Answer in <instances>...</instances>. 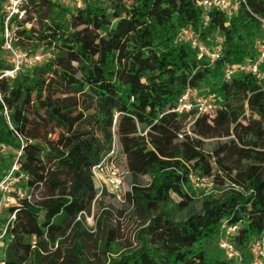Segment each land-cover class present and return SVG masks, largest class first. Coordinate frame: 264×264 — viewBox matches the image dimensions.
Returning <instances> with one entry per match:
<instances>
[{"label":"trees","instance_id":"obj_1","mask_svg":"<svg viewBox=\"0 0 264 264\" xmlns=\"http://www.w3.org/2000/svg\"><path fill=\"white\" fill-rule=\"evenodd\" d=\"M5 8L0 0V183L12 172L26 194L15 188L8 209L1 205L0 260L93 264L112 252L121 235L114 212L105 209L92 227L87 216L104 192L93 167L116 142L144 224L137 245L105 264L225 263L209 249L225 222L238 226L235 245L253 262L252 244L264 239V80H227L225 68L255 54L264 0H246L232 17L213 9L207 23L195 0H26L7 28L15 47L42 58L13 78L1 77L12 68ZM186 26L202 39L220 34L222 57L211 64L176 43ZM203 83L217 107L175 112L184 90ZM207 140H215L210 149ZM193 174L233 186L198 209Z\"/></svg>","mask_w":264,"mask_h":264},{"label":"built area","instance_id":"obj_2","mask_svg":"<svg viewBox=\"0 0 264 264\" xmlns=\"http://www.w3.org/2000/svg\"><path fill=\"white\" fill-rule=\"evenodd\" d=\"M26 0H6V29L4 32L5 46L11 54L12 68L5 70L1 77H15L25 65H33L41 60L42 56L31 58L26 52L17 48L12 42V33L7 28L10 19L18 14H22V8ZM196 4L203 11V19L207 23L210 19L209 12L213 9H219L226 16L232 17L240 10L241 6L246 3V0H195ZM261 35L255 41V54L246 57L242 62L229 64L225 68V78H231L240 73H249L254 75L259 80H264V16L259 17ZM176 43L186 44L197 52L200 57L207 58L211 64H214L222 57L223 51L218 45L217 47L210 46L201 34L192 26H186L179 30L176 36ZM218 100L215 94L206 92L200 87L188 86L181 96L178 98L174 111L178 114H188L192 111L197 113L213 110L218 105ZM120 153L119 146L114 142L111 151L103 158V160L93 167L95 179H98V172L104 167L109 160H116L117 154ZM14 169H18L15 165ZM11 173L0 183V190L3 192V198L0 204H7L12 201V196L9 191ZM97 183V181H96ZM112 191L118 192L122 188V180L117 178L111 180ZM101 193L108 188L106 185L97 183ZM16 218V214H12L8 220V224L12 223ZM7 227L0 224V245L3 244L6 236ZM238 234V226H230L226 222L221 225V233L218 239L219 248L224 252L226 262L222 264H245L241 252L235 245L234 238ZM253 264H264V239H259L252 244ZM0 264H6L5 260H0Z\"/></svg>","mask_w":264,"mask_h":264},{"label":"rangeland","instance_id":"obj_3","mask_svg":"<svg viewBox=\"0 0 264 264\" xmlns=\"http://www.w3.org/2000/svg\"><path fill=\"white\" fill-rule=\"evenodd\" d=\"M59 1L66 6H74L76 4H81L82 2V0ZM220 38V34L215 33L207 37L206 39H203L210 46L217 47L219 45ZM42 53L46 56V53ZM200 88L204 91H209V85L206 83H203ZM214 142L215 140H207L205 142L206 148L210 149ZM6 151V149H0V154L5 153ZM117 155L118 156L116 160L111 159L106 162L104 167L97 174V183H102L106 185L108 191L104 189V192L98 197L97 201L95 202L92 208L91 214L87 216V222L90 227L94 226L96 220L100 217L101 213L105 209H110L114 212V217L111 221V224H120L121 235L119 236L118 241L115 242V244L113 245L112 252L108 254L100 253L98 256L92 258L93 264H105L106 262H108V260H110V258H116L120 256L122 252H125L128 249L135 247L137 245V240L135 236L138 234L144 224L142 218L133 214V205L127 195L129 194L128 192L131 191V187L134 183V180L127 168L126 158L122 153H119ZM115 178H117L118 180H122V188L118 192H113L111 189V180ZM15 180L16 179L12 178L9 185V191L12 196L13 192L15 191V188H17L16 185L13 184L16 182ZM143 180L149 182V177H145L143 178ZM232 186L233 185L227 179H224V184H221L220 179L214 180L213 178H206L201 177L199 174H193L190 176V183L188 189L194 192V196L197 200L196 207L199 209L201 207L202 200L205 198V196H221L225 194V192ZM16 192H19L20 196H24L26 194V191L21 187H18L16 189ZM2 197L3 196H1L0 194V202L2 200ZM176 200H178V198H176ZM9 204L10 203H7L4 209H8L7 205ZM4 214H8L7 211H5ZM186 214V211H180L179 213H177V216L183 217ZM209 249L210 252L213 254H218V251H220L222 257H225L224 252L219 248L217 240L215 241L214 245H211L209 247ZM247 264H253V262L249 261Z\"/></svg>","mask_w":264,"mask_h":264}]
</instances>
